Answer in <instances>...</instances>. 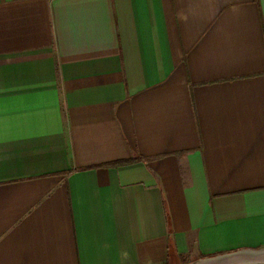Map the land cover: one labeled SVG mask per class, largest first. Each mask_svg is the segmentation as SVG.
I'll return each mask as SVG.
<instances>
[{"label": "crops", "instance_id": "0c3cea01", "mask_svg": "<svg viewBox=\"0 0 264 264\" xmlns=\"http://www.w3.org/2000/svg\"><path fill=\"white\" fill-rule=\"evenodd\" d=\"M205 257L264 264V0H0V264Z\"/></svg>", "mask_w": 264, "mask_h": 264}, {"label": "rangeland", "instance_id": "374dc122", "mask_svg": "<svg viewBox=\"0 0 264 264\" xmlns=\"http://www.w3.org/2000/svg\"><path fill=\"white\" fill-rule=\"evenodd\" d=\"M220 257H223V256H220ZM220 257H215V260H217L216 258H220ZM212 261H214L213 260V258H211V257H205V258H202V259H200V260H197V261H195V262H190V263H187V264H203V263H206V262H212Z\"/></svg>", "mask_w": 264, "mask_h": 264}, {"label": "bare ground", "instance_id": "6f19581e", "mask_svg": "<svg viewBox=\"0 0 264 264\" xmlns=\"http://www.w3.org/2000/svg\"><path fill=\"white\" fill-rule=\"evenodd\" d=\"M217 261H220V260H214L212 262H206V263H203V264H210V263H214V262H217ZM221 261L226 263L228 261V259H224V260H221Z\"/></svg>", "mask_w": 264, "mask_h": 264}, {"label": "water", "instance_id": "95a60500", "mask_svg": "<svg viewBox=\"0 0 264 264\" xmlns=\"http://www.w3.org/2000/svg\"><path fill=\"white\" fill-rule=\"evenodd\" d=\"M222 263H223L222 261H217V262L210 263V264H222Z\"/></svg>", "mask_w": 264, "mask_h": 264}, {"label": "trees", "instance_id": "16d2710c", "mask_svg": "<svg viewBox=\"0 0 264 264\" xmlns=\"http://www.w3.org/2000/svg\"><path fill=\"white\" fill-rule=\"evenodd\" d=\"M131 162V161H130ZM125 163H129V162H125Z\"/></svg>", "mask_w": 264, "mask_h": 264}]
</instances>
